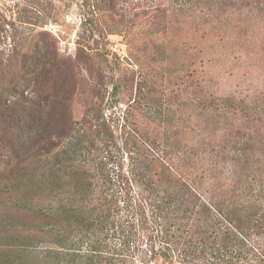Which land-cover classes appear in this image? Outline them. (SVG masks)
<instances>
[{"label": "rangeland", "instance_id": "374dc122", "mask_svg": "<svg viewBox=\"0 0 264 264\" xmlns=\"http://www.w3.org/2000/svg\"><path fill=\"white\" fill-rule=\"evenodd\" d=\"M29 123L25 133L42 138L33 152L52 154L19 186L5 169L15 165L20 128ZM232 134L260 148L256 163L248 153L246 170ZM149 140L158 155L175 154V169H205V198L218 185L223 196L253 179L254 208L264 184V0H0V264L66 254L54 237L20 245L1 225L37 193L54 205L78 201L76 185L99 183L101 169L140 167L133 158L152 152ZM56 185L50 194L47 186ZM250 241L264 248V239ZM243 257L239 264H257L251 253Z\"/></svg>", "mask_w": 264, "mask_h": 264}, {"label": "trees", "instance_id": "16d2710c", "mask_svg": "<svg viewBox=\"0 0 264 264\" xmlns=\"http://www.w3.org/2000/svg\"><path fill=\"white\" fill-rule=\"evenodd\" d=\"M258 111L260 109L255 108L254 114ZM29 124L20 128L15 165L11 163L5 169L12 168L11 176L16 175L12 181L19 186L34 164L52 154L44 147L33 152L42 138L25 133L33 127ZM231 136L230 143L241 146L236 150L240 152L237 163L244 164L242 167L239 164L240 170L250 168L253 164L251 157L247 158L248 153H253L256 157L253 163H256L260 148L250 145L251 137L242 135L237 142V136ZM165 140L164 145H169L170 141ZM145 144L152 152L137 153L133 158L140 167L126 173L118 167L114 175L101 169L99 183L76 185L78 201L66 198L59 200L57 206L46 199L45 192L37 193L34 202L21 204L15 213L12 210L13 216L7 217L9 224L6 221V226L1 225V228L10 226L14 233L11 238L20 245L24 241L50 242L49 237H54L52 243L66 254L51 250L53 254L44 259L46 264H128L130 261L156 264L157 260L168 264H196L199 260L203 264H239L240 260H245V252L251 253L257 264H264L261 243L256 246L250 241L264 239V184L259 186L253 209L251 192L257 190L253 189V179L247 186L225 190L223 196L218 195V185L217 193L205 198L200 190L205 169L199 175L175 169L169 163L175 156L173 152L167 150L158 155L153 147L155 140L145 141ZM199 154L200 150L195 155ZM217 165L218 162L210 164L218 169ZM59 188L47 186V191L52 194ZM217 197L224 199L220 202ZM217 229L222 230L220 241ZM15 242L7 246H15ZM76 242H87L88 249L79 251ZM69 243H72L69 248L63 247ZM233 248L236 249L232 251ZM65 256L71 258L67 260Z\"/></svg>", "mask_w": 264, "mask_h": 264}]
</instances>
